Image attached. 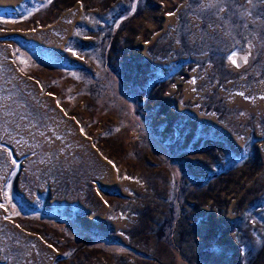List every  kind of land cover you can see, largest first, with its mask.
<instances>
[{
    "label": "rangeland",
    "instance_id": "1",
    "mask_svg": "<svg viewBox=\"0 0 264 264\" xmlns=\"http://www.w3.org/2000/svg\"><path fill=\"white\" fill-rule=\"evenodd\" d=\"M211 2L0 0V264H264V0Z\"/></svg>",
    "mask_w": 264,
    "mask_h": 264
},
{
    "label": "snow or ice",
    "instance_id": "2",
    "mask_svg": "<svg viewBox=\"0 0 264 264\" xmlns=\"http://www.w3.org/2000/svg\"><path fill=\"white\" fill-rule=\"evenodd\" d=\"M218 0H212V2L209 4V7L215 6V3H217ZM223 10V8H221V11ZM235 62V61H233ZM0 207H2V205H0Z\"/></svg>",
    "mask_w": 264,
    "mask_h": 264
},
{
    "label": "water",
    "instance_id": "3",
    "mask_svg": "<svg viewBox=\"0 0 264 264\" xmlns=\"http://www.w3.org/2000/svg\"><path fill=\"white\" fill-rule=\"evenodd\" d=\"M233 61H235L234 63L237 65V62H238V61H237V60H233Z\"/></svg>",
    "mask_w": 264,
    "mask_h": 264
}]
</instances>
